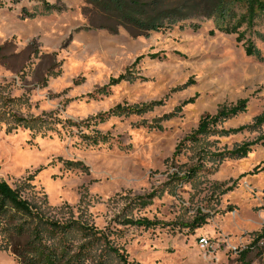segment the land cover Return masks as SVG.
<instances>
[{"label":"rangeland","instance_id":"obj_1","mask_svg":"<svg viewBox=\"0 0 264 264\" xmlns=\"http://www.w3.org/2000/svg\"><path fill=\"white\" fill-rule=\"evenodd\" d=\"M47 1L65 9L29 18L23 10L42 0H0V179L46 217L106 233L85 253L82 233L67 235L81 264H123L116 251L127 264H238L264 224V145L218 154L264 136V123L186 138L204 115L241 99L246 111L216 129L252 125L264 112V61L236 34L211 35L216 24L203 17L112 33L87 0ZM250 258L264 264V243ZM0 264L20 263L0 247Z\"/></svg>","mask_w":264,"mask_h":264},{"label":"trees","instance_id":"obj_2","mask_svg":"<svg viewBox=\"0 0 264 264\" xmlns=\"http://www.w3.org/2000/svg\"><path fill=\"white\" fill-rule=\"evenodd\" d=\"M103 17L111 24L101 25L112 33H118L119 27L134 29L140 33L162 31L184 20L195 17H203L212 20L216 28L210 30L214 35L216 30L226 34H236L237 41H244L245 52L264 61L262 50L256 45L252 36L254 33L264 42V33L255 28L264 25V0H87ZM64 6L42 0V5L34 11L23 10V15L35 18L39 15L51 14L55 11H63ZM198 30L201 25L193 24ZM1 51V48H0ZM125 76L121 74L113 78L112 82H120ZM248 99H241L236 104L222 106L215 114L204 115L198 127L186 139L198 141L202 135L212 132L236 133L252 126L264 123V112L259 115L252 125H243L236 129L218 131L217 125L240 112L246 111ZM124 112L125 109H117ZM17 124L24 121L23 118H15ZM216 129V130H215ZM104 138V137H102ZM94 143L98 138L92 139ZM257 144L264 145V136L253 141L245 142L234 149L219 153L218 156L229 155L231 157H245ZM125 223L145 227L152 226L155 222L149 219H127ZM77 229L87 239L81 245V252L85 253L95 242L108 241L106 233L94 226L79 223L77 221L60 222L42 214L40 207L23 197L18 188H14L6 180L0 179V237L4 233V246L15 254L20 264H81L78 254L70 256V243L67 235ZM46 233L52 238L60 237L58 245H50L44 241ZM93 238V239H90ZM264 243V224L261 232L257 234L250 245L238 249V264H252L250 253L253 247ZM86 249V250H85ZM116 251V249H114ZM123 264H127L125 256L116 251ZM81 254V253H80Z\"/></svg>","mask_w":264,"mask_h":264},{"label":"built area","instance_id":"obj_3","mask_svg":"<svg viewBox=\"0 0 264 264\" xmlns=\"http://www.w3.org/2000/svg\"><path fill=\"white\" fill-rule=\"evenodd\" d=\"M199 242H200V246L202 248H207L209 246V238L208 237H200L199 239Z\"/></svg>","mask_w":264,"mask_h":264}]
</instances>
